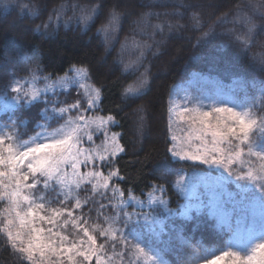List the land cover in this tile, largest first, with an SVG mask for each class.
<instances>
[{
	"label": "trees",
	"instance_id": "trees-1",
	"mask_svg": "<svg viewBox=\"0 0 264 264\" xmlns=\"http://www.w3.org/2000/svg\"><path fill=\"white\" fill-rule=\"evenodd\" d=\"M97 5H102L98 14L92 11ZM113 10L119 15L116 30L98 31ZM84 14L92 15L87 23L82 21ZM249 18L251 24L246 23ZM34 64L52 76L74 65L89 69V80L103 88L101 113L118 121L112 127L120 133L124 151L112 159L111 168L119 176L116 183L124 193L145 197L153 184L164 182L170 203L176 205L179 197L171 184L176 170L208 168L169 153L171 90L190 69L264 80V0H0V94L10 92L13 78L27 74ZM140 78L147 81L146 89L125 96V88ZM80 93L71 87L59 98L71 104ZM45 106L42 97L21 103L0 113V122L16 120L17 133L25 139L36 130ZM55 125L53 121L51 126ZM244 158L255 160L249 155ZM164 165L169 172H164ZM248 170L244 164L232 168L241 175ZM234 177L227 187L238 210L247 208L252 198L264 197L259 184ZM193 214L194 218L181 223L185 239L181 249L173 247L178 241L173 236L168 250L162 251L167 264L205 262L234 247L232 217L229 225H223L204 209ZM205 250L214 255L208 256ZM0 264H20L2 235Z\"/></svg>",
	"mask_w": 264,
	"mask_h": 264
},
{
	"label": "snow or ice",
	"instance_id": "snow-or-ice-1",
	"mask_svg": "<svg viewBox=\"0 0 264 264\" xmlns=\"http://www.w3.org/2000/svg\"><path fill=\"white\" fill-rule=\"evenodd\" d=\"M23 7L28 10L30 6ZM101 9L102 5H97L92 11L98 14ZM91 19V14L82 16L84 23ZM246 23L251 24V19ZM118 24L119 15L114 10L110 11L107 22L98 31L107 34L111 29L114 32ZM43 27L47 28L48 25ZM38 69L39 65L30 69L33 80L37 78ZM89 71L84 67L73 66L69 69L73 73L71 76L65 73L55 81L51 75L43 76L45 93H55V89L60 88L61 92L55 94L61 95L70 84H78L83 92L74 97L71 104H67L66 100L45 99V123L38 125L42 131L31 141L20 138L16 132V120L4 125L8 131L0 130V233L5 235L8 245L15 250L20 264H115L114 258L119 264H125V258L129 254L135 257V261L129 257L127 264H138L140 257L149 259L124 235V225L131 219V211L111 204V196L105 197L109 201L107 206L113 212L108 228L89 225L83 213L73 215L74 211L95 203L87 195L82 200L81 193L89 190L97 193L109 189L110 182L118 181V173L110 170L114 165L112 157L124 151L118 143L119 133L109 134V125L118 123L115 117L93 113V110L102 111L100 105L103 103V88H93L80 82L82 75L85 79L88 78ZM10 86L17 93L13 97L17 103L31 104L41 99V90L38 88L25 89L20 86L19 81H12ZM134 90L132 86L126 89L128 92ZM50 103L51 115L47 107ZM60 104L67 106L61 107ZM191 111L195 113L193 123L198 119L202 126L195 137L201 141V146L195 151L183 148L177 151L173 148V155L224 167L229 170L230 175L235 174L237 180L259 184L264 192V154L253 152L249 148L248 155L256 157L258 165H250L244 175L239 171H232L235 164L245 163L242 146L249 142L258 126L264 125V117L258 121L251 112H236L231 108H215L213 112H198L196 109ZM88 113L93 114L86 115ZM213 113L217 114L214 123ZM48 121H55L59 126L49 130L51 125ZM209 135L210 141L207 139ZM97 140L99 144H96ZM86 142L90 147H84ZM82 167L90 170L82 172ZM101 168L109 169L106 175ZM198 177L203 184L207 204L195 192H190V196L198 201L195 207L202 210L206 206L221 224L229 225L231 213L224 209L217 191L221 187V178L206 174ZM46 192H53L55 195L46 199L43 194ZM112 192L119 193L121 197L125 195L119 188H113ZM100 207L105 205L101 204ZM115 224L120 227H113ZM69 225L70 232L66 231ZM96 233L106 238L104 243H97ZM117 247L121 248L119 252L116 251ZM109 251L113 253L112 256L108 255ZM205 251L208 256L214 255L209 250ZM225 258H231L232 264H264V243L255 244L246 255L224 252L215 256L209 264H217Z\"/></svg>",
	"mask_w": 264,
	"mask_h": 264
},
{
	"label": "rangeland",
	"instance_id": "rangeland-1",
	"mask_svg": "<svg viewBox=\"0 0 264 264\" xmlns=\"http://www.w3.org/2000/svg\"><path fill=\"white\" fill-rule=\"evenodd\" d=\"M6 44H10L9 40H6ZM36 65L38 64H34L32 68ZM74 66L76 68L84 67L77 65ZM65 73H69L70 76L73 75L69 70ZM65 73L55 76L51 75L52 80L55 81L58 77H63ZM45 75L50 74L41 72L39 67L36 72L37 78L35 80L31 78V73L29 71L27 74L15 76L12 81H19L20 86L25 89L31 87L40 89L41 97L44 100L51 99L52 101H61V98H59L60 95L57 96L55 94L61 92L60 88H56L55 93H45L43 91L45 87L43 76ZM80 82L93 88L97 87L89 80V76L85 79L82 75L80 77ZM129 86H132L135 90L132 92L126 91ZM129 86L125 88V96L135 95L144 91L147 87V81L146 83L144 81L142 82V78H140L136 83H132ZM71 87L83 92V89L80 88L78 84L68 85L67 90ZM8 90L10 92H3L0 94V113L11 110L21 104L13 99L17 93L11 90V86H9ZM263 104L264 80L262 78H247L245 75L233 73L229 75L226 73H214L190 69L186 73V76L173 86L168 99L167 125L169 129V138L171 140V145L169 146L170 155L172 158L183 159L173 155L172 149L175 148L177 151H180L181 148H183L184 150L195 151L197 147L201 146V141L195 137L199 134V130L202 126L198 119L193 123L192 117L195 113L191 110L196 109L198 112H213L215 108H231L236 112H251L253 117L259 121L260 117L263 115ZM60 106L65 107L67 105L60 104ZM47 107L49 108V115H51L50 110L52 104H48ZM93 113L96 115L102 114L101 112H95V110H93ZM93 113H88L86 115H92ZM215 115L217 114L213 113V123L215 122ZM52 122L53 121H48L50 125ZM43 123H45L44 110L42 111V118L36 123V130L22 140L31 141L38 132L42 131L38 125ZM4 125L5 124L0 122V130L8 131ZM58 126V124L51 126L49 130ZM112 126L113 125H109V134H111V132L119 133L114 130ZM263 130V125L258 126L252 133L249 142L242 146L244 149V165H247L248 167L250 165L254 167L259 163L256 157H254L255 160L252 159L251 161L244 158L245 155H248L249 148L253 152L264 154ZM207 139L210 141L211 136L209 135ZM118 143L122 147L119 137ZM96 144H99V140L96 141ZM84 147L88 148L90 145L86 142ZM114 157L115 156H113L112 159ZM186 160L202 163L199 160ZM204 165L208 168L207 171L197 169L190 171L180 169L176 170L177 172L175 171L176 173H174L175 175L171 179V184L179 197L176 205L170 203V197L166 192L164 182L153 184L145 197H140L131 191L125 193V195L121 197L119 193L112 192L113 188H119L120 192H123L116 181H114L110 182L109 189L100 190L97 193H92L90 190L87 193H81L80 198L82 200L85 198V195H87L88 199L95 201V203H89L84 208L74 211L73 215H81V213H83L87 217L89 225H99L102 228H108L111 223L110 217L113 215V212L111 207L107 206L109 201L105 199V197L111 196V204L119 205L126 211H131V219H129L124 225V235L137 248L141 249L144 255L149 257L148 260H145L144 257H140L138 264H167V262L162 260V251L168 250L169 245L172 244L171 240L173 236L175 237V240L178 238V241H175L177 243H175L173 247L181 249L182 242H185V239H182L181 237L180 231L182 229L180 226L184 221L183 219L189 220L190 218H194L196 216L193 214L194 212L199 213L204 209L209 216L219 221L217 216L210 214V211L206 206L202 210H198L195 207L198 201L190 196V192H195L201 197L206 205L207 196L205 195L203 184L200 183L198 176L201 174L211 175L213 177L221 178V187L218 188L217 191L220 193L221 203L223 204L224 209L227 212L232 213L233 207H237L234 210L236 215H231L235 222V234L233 236L234 247L228 252H238L241 255L249 254L250 249L255 244L264 243V240L262 241L264 238V197L252 198L249 201L247 208L238 210L240 206L235 204L234 194L227 187V181L230 178H235L234 174L230 175L228 169L219 165ZM169 169L170 167L168 165H164V172H169ZM211 169H216L220 175L218 176L215 172L213 173ZM88 170L90 169L81 168L82 172ZM100 170L103 171L105 175L109 171L107 168H101ZM110 170L116 171L114 168H111ZM242 172L244 173V171ZM88 188L90 189V186H88ZM43 194L46 199L55 195L53 192H46ZM133 197H135V199H133ZM101 204L105 205V207L101 208ZM0 207H2V205ZM106 217L109 219L106 220ZM232 218L230 221H232ZM113 227L118 228L120 225L115 224ZM173 228H176L178 231L175 230V232H173ZM66 231H71V225L68 226ZM0 235L6 238L3 233H0ZM96 236L97 243L105 242L106 238L99 236L98 233H96ZM167 244L168 248L166 246ZM120 250L121 248L117 247L116 251L119 252ZM223 253L224 252L219 255H222ZM108 255L112 256L113 253L109 251ZM129 257L135 261V257H131V254H129ZM129 257L125 258V264H127ZM214 259L215 257L208 261L196 264H209V262ZM114 262L115 264H119V261H116L115 258ZM217 264H232V261L231 258H225L223 261H218Z\"/></svg>",
	"mask_w": 264,
	"mask_h": 264
}]
</instances>
